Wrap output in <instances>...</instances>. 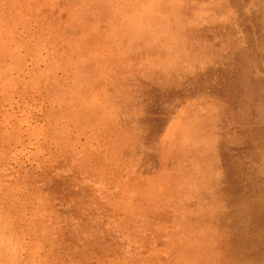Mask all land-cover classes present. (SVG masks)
<instances>
[{
    "label": "rangeland",
    "instance_id": "rangeland-1",
    "mask_svg": "<svg viewBox=\"0 0 264 264\" xmlns=\"http://www.w3.org/2000/svg\"><path fill=\"white\" fill-rule=\"evenodd\" d=\"M249 2L0 0V264H264Z\"/></svg>",
    "mask_w": 264,
    "mask_h": 264
},
{
    "label": "bare ground",
    "instance_id": "bare-ground-1",
    "mask_svg": "<svg viewBox=\"0 0 264 264\" xmlns=\"http://www.w3.org/2000/svg\"><path fill=\"white\" fill-rule=\"evenodd\" d=\"M244 1V0H243ZM157 3V2H156ZM252 3V5H255L256 6V9H257V6L261 3V5H262V0H250V2H249V4H251ZM146 8V7H145ZM43 12V11H42ZM174 12V11H173ZM206 18V17H205ZM255 21V20H254ZM156 27V26H155ZM153 33V32H152ZM187 33V32H186ZM200 44V43H199ZM192 60V59H191ZM177 61V60H176ZM144 64V63H143ZM181 65V64H180ZM168 66V65H167ZM189 76V75H188ZM236 84V86H234V87H236L237 89H238V92L237 93H241L242 92V94L244 93L245 95H246V93H250V90L252 89V88H254L255 87V84H257V83H255V81H252L251 83L250 82H243V83H241V82H239L238 84L237 83H235ZM247 87V88H245V86ZM243 94V95H244ZM250 103H252V104H256L255 102H256V99L253 97V96H251L250 95ZM251 106V105H250ZM212 113V112H211ZM184 114V113H183ZM211 154V153H210ZM200 178V177H199ZM198 185V184H197ZM149 192V191H148ZM197 202H198V200H197ZM243 210H244V208H243ZM157 211V210H156ZM249 216V215H248ZM253 218H252V221H256V222H260V221H262L263 219H264V215H256V214H253ZM247 217V216H246ZM214 220V219H213ZM123 223V222H122ZM27 226V225H26ZM259 232H260V234H262V235H264V230H263V228H259ZM241 234V233H240ZM9 242V241H8ZM238 248H240L241 249V247H238ZM237 248V249H238ZM239 250V249H238ZM240 251V250H239ZM244 254V253H243ZM260 253H256L255 252V254H254V256H258ZM261 256L263 255L262 253L260 254ZM239 257V256H238ZM152 258V257H151ZM171 258V257H170ZM243 262H244V260H243ZM242 264V263H241ZM247 264V263H246Z\"/></svg>",
    "mask_w": 264,
    "mask_h": 264
}]
</instances>
